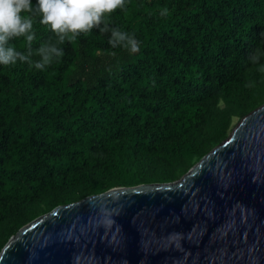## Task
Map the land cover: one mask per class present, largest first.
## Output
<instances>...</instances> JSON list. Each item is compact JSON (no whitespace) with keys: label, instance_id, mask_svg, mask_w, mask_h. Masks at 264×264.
Instances as JSON below:
<instances>
[{"label":"trees","instance_id":"16d2710c","mask_svg":"<svg viewBox=\"0 0 264 264\" xmlns=\"http://www.w3.org/2000/svg\"><path fill=\"white\" fill-rule=\"evenodd\" d=\"M105 15L137 53L93 28L46 70L0 65V254L57 207L180 180L264 105V0H127ZM38 21L33 51L53 38Z\"/></svg>","mask_w":264,"mask_h":264},{"label":"water","instance_id":"95a60500","mask_svg":"<svg viewBox=\"0 0 264 264\" xmlns=\"http://www.w3.org/2000/svg\"><path fill=\"white\" fill-rule=\"evenodd\" d=\"M0 264H264V105L180 180L57 207Z\"/></svg>","mask_w":264,"mask_h":264},{"label":"clouds","instance_id":"9594fccd","mask_svg":"<svg viewBox=\"0 0 264 264\" xmlns=\"http://www.w3.org/2000/svg\"><path fill=\"white\" fill-rule=\"evenodd\" d=\"M127 7V0H0V65L11 66L17 62L27 63L30 69L46 70L54 61L64 56L61 47L73 42L81 34H90L93 28L101 33H109L112 48L120 47L135 54L140 50V42L134 34L110 27V16L116 9ZM164 8L161 15H167ZM39 23L53 33V38L39 48H31L36 39L34 23ZM103 25V27H101ZM23 38L28 43L27 52L18 51L11 41ZM33 56L39 60H33ZM255 61L257 56H253Z\"/></svg>","mask_w":264,"mask_h":264},{"label":"rangeland","instance_id":"374dc122","mask_svg":"<svg viewBox=\"0 0 264 264\" xmlns=\"http://www.w3.org/2000/svg\"><path fill=\"white\" fill-rule=\"evenodd\" d=\"M240 122H241V121H238L237 126L239 125ZM237 126H236V127H237ZM236 127H235V128H236ZM235 128H234V129H235ZM231 134H232V133H231ZM230 136H231V135H230Z\"/></svg>","mask_w":264,"mask_h":264}]
</instances>
